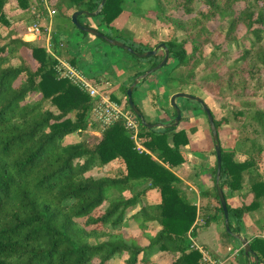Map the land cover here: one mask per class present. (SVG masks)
Returning <instances> with one entry per match:
<instances>
[{"label": "trees", "instance_id": "16d2710c", "mask_svg": "<svg viewBox=\"0 0 264 264\" xmlns=\"http://www.w3.org/2000/svg\"><path fill=\"white\" fill-rule=\"evenodd\" d=\"M13 1L16 15L6 9ZM101 1L0 0V264H204L195 244L201 233L222 221L225 233L233 237L226 230L217 191L215 144L205 149L206 140L196 141L199 128L188 125L190 116L182 115L180 123L185 125L179 127H144L127 97L135 79L158 65L164 54L142 59L123 50L131 57L124 63L125 70L134 73L129 75L130 83L120 87L122 99L109 95L138 122L144 151L138 150L133 132L122 120L97 133L98 100L73 77L61 76V62L80 73L85 68L82 55L70 47L69 36L73 27L90 34L72 23V15L95 12ZM136 1L107 0L98 16H80L79 22L140 54L167 45L171 55L161 71L175 62L176 66L163 76L150 75L135 88L133 100L147 84L152 106L172 118L148 122L174 121L177 113L166 109L165 95L186 92L181 89L196 79V66L205 58V69L222 65L203 77L202 90L209 92L223 82L240 96L238 104L264 135V0H153L156 20L164 17L170 25L160 20L162 37L145 48L127 42L117 27L123 15L134 11L130 3ZM48 7L59 21L52 32V53L25 39L34 24L48 22ZM172 26L177 32L170 31ZM240 29L245 31L242 36ZM219 33H225L221 46L214 43ZM213 43L207 57L206 47ZM232 49L236 52L231 59ZM181 68L187 73L175 75ZM98 77L90 79L92 84L100 83ZM172 87L179 88L170 94ZM252 87L263 92L262 100H245ZM211 112L220 139L228 118ZM252 146L240 152L221 144L220 186L230 229L247 235L253 250L246 256L241 248L236 264H264V173L260 169L264 147ZM200 153L213 159L211 185L200 189L202 204L174 171L189 162V154ZM258 215L261 218L256 219Z\"/></svg>", "mask_w": 264, "mask_h": 264}, {"label": "rangeland", "instance_id": "374dc122", "mask_svg": "<svg viewBox=\"0 0 264 264\" xmlns=\"http://www.w3.org/2000/svg\"><path fill=\"white\" fill-rule=\"evenodd\" d=\"M130 4H133V7L135 8L134 11L132 13L123 15L119 19L117 27H119L120 32L122 33L124 39L127 42H135L136 45H140L144 48L145 44L153 46L154 42L157 39H160L162 37V34L164 33L163 30H161L162 26L160 24V20H162L161 22H167V25H170V22L166 21L164 17H160V20H156V15L154 13L155 2L153 0H137L135 3L132 2ZM242 7L243 5L237 6L238 9ZM16 8L17 4L14 1L6 7L8 13H10L11 15H16L17 13H19ZM45 19L46 18L44 15V21ZM58 22L59 21L57 17H55L53 28L54 30H56L55 27ZM92 22L94 24L99 23V21L96 19H92ZM169 29L171 32L172 30L174 32H177L174 26L169 27ZM28 33L29 29L27 34ZM244 33L245 31L243 29L239 30V36H242ZM70 35V47H72L74 51L76 50L75 52L81 54L82 58L85 60L84 62L87 63L83 70L84 72L81 73L85 77V79L91 82L90 79L93 76H99L98 80L100 83L96 85H100V89H103V93L107 95L115 94L116 96H118V98L122 99L124 97V93L122 91V88L120 87L123 83L128 81L129 75H132L134 73L133 71H126L124 66V63L127 62V60H131L130 54L124 52L121 48L110 45L109 43L103 41L98 37H95L93 35L85 36L74 27ZM179 35H181V33H179ZM44 38L45 37H43L42 41L37 42L40 45H45ZM26 40L30 41V38L27 37ZM224 42L225 33H219L215 38L214 43L217 46H221L224 44ZM214 43L206 47L207 57H209L210 52L213 50ZM235 52L236 50L232 49L229 58L232 59L235 55ZM162 53L164 54V51H160L158 54L161 56ZM204 59L200 62L199 65L196 66V79L192 80L191 84L188 87L183 86V89L181 90L186 92L182 93H187L190 95L194 94L193 96L201 97L204 101H206L207 105L212 109L214 115L217 118H228V125L222 128L220 134L221 144L224 148L241 152L251 149V147H253L252 144H254L256 148L264 147V135L261 131L258 130L256 125L250 123L247 116L248 111L244 109L242 110V107L238 104L241 100L240 96H237L233 93V91H231L227 87H224L223 82L220 83V85L212 86L209 92H205L202 90L203 84L201 80L203 79V77L214 72V69H219L222 65L220 63L214 67L205 69L204 65L206 64V62ZM176 64V62L170 64L169 67L166 68V70H170V67H174L176 66ZM159 71L157 72L162 73L164 70ZM186 73L187 69L181 68L179 72H176L175 75L183 76ZM173 85L176 86V84ZM178 88L179 87H172L170 94H173ZM165 96V107L171 113L172 109H174L171 106L172 96L169 97L170 95L168 94ZM151 97L152 95H149L148 93L147 84H145L144 87L142 86L140 89H138V91H136L134 95V101L136 102L138 107H140L141 110L144 112L146 120L151 122H154L153 120L155 119H158V121H162L165 119L171 120L172 117L170 115H167V113L158 108L155 104V107L152 106ZM244 97L245 100H252L258 102L262 100L263 92H256L254 91V87H252L250 88V92H248ZM177 105L181 108L183 116L186 115L191 117L188 125H197V127L199 128L197 135H195L196 141H200L202 143L206 140L207 142L205 141V145L203 146V148H213L214 142L211 133L210 123L202 107L198 103L185 98L178 99ZM240 112H243L244 114L238 115ZM181 125L185 124L180 123L179 126ZM94 132L95 131H93V133ZM194 156L197 159L195 161V164H192L193 160H189L190 164H184L185 166L182 165L177 169H174V171L176 174L183 177L185 179V182H189L193 186L199 187V190L202 188H207V185H211L212 182V176L209 170V162L213 161V159L212 157H210L209 153H200V155ZM260 169L264 173V159H262L261 161ZM209 178L210 180H208ZM247 221L249 223L250 219L248 218ZM220 224L221 231L218 232L219 227L217 226H214L209 231H207L209 233L207 236L210 237L208 239H216V241L220 240L221 244L224 245L222 246L223 248L228 247L231 250L233 249L232 253H235L236 247H234L233 243L240 244V242L225 233L222 221L220 222ZM214 231H216V234L218 233L216 236H213ZM201 239L202 237H200L199 240L201 241ZM230 256L231 255H229L228 257ZM238 258H240L239 252L233 258L227 259L229 262L228 264H236Z\"/></svg>", "mask_w": 264, "mask_h": 264}, {"label": "water", "instance_id": "95a60500", "mask_svg": "<svg viewBox=\"0 0 264 264\" xmlns=\"http://www.w3.org/2000/svg\"><path fill=\"white\" fill-rule=\"evenodd\" d=\"M107 0H102L98 9L95 12H87V11H77L72 15V23L80 30L83 31L85 33H88L90 35H93L95 37H98L100 39H102L103 41L109 43L112 46L121 48L122 50L128 51L129 53H131L132 55H136L139 58L142 59H147V58H151V57H155L160 51H164V58L163 60L156 65L155 67L147 70L144 74L140 75L139 77H137L135 79V81L130 85L128 91H127V97H128V101L130 103L131 109L134 111V113L137 115V117L141 120L142 124L144 127L148 128V129H166L169 128L171 126L174 127H178L181 119H182V111L181 108L177 105V100L180 98H185L188 99L190 101L196 102L198 103L202 109L204 110V112L207 115L208 121L210 123V128H211V133H212V137H213V142L215 144V151L217 153V162H218V167H217V191H218V195H219V199L221 201V205L223 207V211H224V215H225V225H226V230L229 234H231L235 239H237L238 241L241 242L243 248L245 249V254L246 256H251L253 255V250L251 248L250 245V241L243 236L242 234H238V233H233L230 229V224H229V211H228V207H227V202L225 199V195L224 192L220 186V181H221V173H222V147H221V143H220V139H219V134H218V130L216 128L215 125V120L213 117V114L211 112V109L209 108V106L205 103V101L199 97V96H193L187 93H182V92H178L172 95L171 97V106L174 108V110L177 113V116L175 117L173 122L170 123H149L144 114L140 111V109L137 107V105L135 104L134 100H133V92L135 90V88L140 85L144 80H146L150 75L154 74L155 72L163 69L169 62V58H170V51L169 48L167 47V45L165 44H160L158 46H156L153 50L147 51L145 53H137L133 48H131L130 46H128L127 44L118 41L116 39L110 38L108 36H106L105 34H103L102 32L91 28V27H87V26H83L80 24L79 22V17L80 16H88V17H96L98 16L105 4H106ZM258 264V261H257Z\"/></svg>", "mask_w": 264, "mask_h": 264}, {"label": "built area", "instance_id": "2783aa9c", "mask_svg": "<svg viewBox=\"0 0 264 264\" xmlns=\"http://www.w3.org/2000/svg\"><path fill=\"white\" fill-rule=\"evenodd\" d=\"M48 15L49 21L47 23H38L34 24L29 28V33L25 36L30 38V41H42L43 37L45 40V47L49 52L52 50V32L54 28V17L56 12L48 7ZM42 29H45L46 34L42 33ZM45 35V36H44ZM29 41V40H28ZM52 53V52H51ZM63 70L61 76H70L78 81L80 86L89 91L91 97L97 99L96 107L94 109V116L96 121L100 124L101 129L113 124L118 120H122L125 123V126L128 130L133 132V140L135 141L138 150L144 151V148L140 145L139 142V124L134 119V117L130 116L122 107L116 102L113 101L109 95L103 93V89H100V85H94L91 82L87 81L85 77L79 72L74 70L70 65L66 62H61ZM264 238V235L262 236ZM204 256V264H220L212 259V257L204 252L201 248L196 246Z\"/></svg>", "mask_w": 264, "mask_h": 264}, {"label": "crops", "instance_id": "0c3cea01", "mask_svg": "<svg viewBox=\"0 0 264 264\" xmlns=\"http://www.w3.org/2000/svg\"><path fill=\"white\" fill-rule=\"evenodd\" d=\"M75 51H76V50H75ZM82 54H83V53H82ZM160 57H162V55H161ZM84 61H85V60L83 59L81 63H83L84 65H86L87 63L84 62ZM165 70H166V69H164V71L161 73V76H163V74H165V73H164ZM160 85H162V81H160ZM185 116H186V115H185ZM157 120H158V119H155V120H153V121H157ZM189 157H190V160H193V163H192V164H195L194 160H197V159L194 158V156L191 155V154H189ZM192 158H193V159H192ZM191 162H192V161H191ZM186 164H190V163L188 162V163H186ZM210 164H212V161L209 162V165H210ZM184 166H185V165H184ZM180 177H181V176H180ZM181 178L183 179L185 185L188 186V187H190V190H191L192 192H194V194L196 195L198 204H202V199H201V195H200L199 187H195V186H193L191 183H189V182H185V179H184L183 177H181ZM208 180H210V178H209ZM207 184H208V182H207ZM207 187H210V185L208 184ZM154 193H156V191H154ZM260 216H261V215H258V216H256L255 218H256V219L261 218ZM256 219H255V220H256ZM255 220H254V221H255ZM254 221H252L251 224H254ZM214 226H217V227H219V229H220L221 224H220V222H217V223L214 224L212 227H214ZM212 227H211V228H212ZM256 227H257L256 225H253V226H252L253 230H256ZM211 228H210V229H211ZM210 229H208L207 231H209ZM215 229H216V228H215ZM219 229H218V232L221 231V229H220V230H219ZM207 231L201 233L202 235L200 234L199 239H200V237H202V239H201V241L198 239L197 242H195V244H196V246H198L199 248H201L204 252L208 253V254L212 257V259H213L214 261H216L217 263H220V264H228L229 262H228L227 259H231V258H233L234 256H236V255L238 254V252L240 251V249L243 248V246H242V244H241L240 241H238V242H240V244H239V243H233V244H234V247H236V251H235V253H232L233 249L231 250V249L228 248V247L223 248L222 246H224V245L221 244V241H220V240H217V241H216V239H213V240L208 239V238H210V237L207 236V235L209 234ZM252 232H253L252 230L249 231V234H252ZM217 234H218V233H217ZM217 234H216V231H214L213 236H216ZM242 235L245 236V237L248 239L247 235H245V234H242ZM262 235H264V230H263ZM219 241H220V242H219ZM229 255H231V256L228 257Z\"/></svg>", "mask_w": 264, "mask_h": 264}]
</instances>
